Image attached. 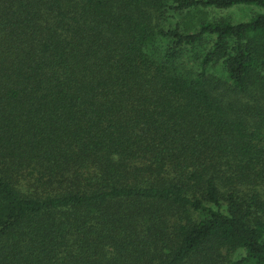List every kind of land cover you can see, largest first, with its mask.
<instances>
[{"label":"trees","instance_id":"1","mask_svg":"<svg viewBox=\"0 0 264 264\" xmlns=\"http://www.w3.org/2000/svg\"><path fill=\"white\" fill-rule=\"evenodd\" d=\"M0 264H264V0H0Z\"/></svg>","mask_w":264,"mask_h":264},{"label":"rangeland","instance_id":"2","mask_svg":"<svg viewBox=\"0 0 264 264\" xmlns=\"http://www.w3.org/2000/svg\"><path fill=\"white\" fill-rule=\"evenodd\" d=\"M260 13V8L250 5H240L229 9L207 8L199 9L189 13H181L175 18H170L169 22L180 24L186 33H192L197 30L198 24L202 20L211 22L229 21L232 24H242L249 22L253 17Z\"/></svg>","mask_w":264,"mask_h":264}]
</instances>
